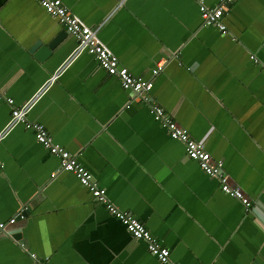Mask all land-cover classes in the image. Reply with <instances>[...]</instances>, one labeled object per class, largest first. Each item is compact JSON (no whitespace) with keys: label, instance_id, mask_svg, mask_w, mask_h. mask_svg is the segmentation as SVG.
I'll use <instances>...</instances> for the list:
<instances>
[{"label":"crops","instance_id":"0c3cea01","mask_svg":"<svg viewBox=\"0 0 264 264\" xmlns=\"http://www.w3.org/2000/svg\"><path fill=\"white\" fill-rule=\"evenodd\" d=\"M62 1L99 27L121 66L153 80L149 103L223 161L250 210L187 156L149 104L88 52L75 56V37L36 0H0L5 97L21 106L45 88L28 119L78 159L114 206L142 221L173 261L264 264V0L226 6V32L201 16L200 1L217 7L219 0ZM11 116L0 100V135ZM59 164L23 124L0 141V220L29 207L0 230V264H160Z\"/></svg>","mask_w":264,"mask_h":264},{"label":"built area","instance_id":"2783aa9c","mask_svg":"<svg viewBox=\"0 0 264 264\" xmlns=\"http://www.w3.org/2000/svg\"><path fill=\"white\" fill-rule=\"evenodd\" d=\"M36 1L50 16L57 19L68 33L75 37L77 40L75 56L82 52H88L96 59L102 69L119 79L124 89L131 91L140 97L142 101L149 104L150 112L156 122L168 130L172 139L181 141L185 145L187 156L191 160L196 161L206 175L217 178L220 182L221 190L225 194L237 198L242 202L247 211L250 210L252 204L250 200L245 197L240 188L230 185L229 177L223 169V161H214L203 142L193 140L189 132L181 127L162 107L149 103V93L154 86L153 80L136 77L127 68L121 66L118 57L100 40L98 36L99 27L94 28L84 24L62 0ZM235 1L219 0V6L217 7H209L203 1H200V11L204 23L206 25H215L222 32H226V25L222 21L224 10L226 6L232 5ZM161 70L162 66L159 65L153 70L154 76ZM56 78L57 75L52 78V81ZM43 91H45V88L41 89L40 92L25 104L17 106L13 99L5 97L0 88V100H5L12 107L11 119L0 135V141L10 129L23 124L28 130L33 131L39 144L47 149L51 155L59 159V171L73 173L81 184L92 193L93 197L98 202L104 204L112 216L121 221L134 239L145 241L148 251L157 258L160 264H182L171 259L170 249L154 236L142 221L114 206L107 198L106 190L99 187L98 183L93 180L91 173L79 163L73 154L53 141L49 132L42 124L28 119L32 107L40 99ZM28 210V206H23L15 217L9 221L0 220V230H5L7 226L16 223L18 219H24Z\"/></svg>","mask_w":264,"mask_h":264},{"label":"water","instance_id":"95a60500","mask_svg":"<svg viewBox=\"0 0 264 264\" xmlns=\"http://www.w3.org/2000/svg\"><path fill=\"white\" fill-rule=\"evenodd\" d=\"M50 47H51V46H50ZM50 47H49V48H50Z\"/></svg>","mask_w":264,"mask_h":264}]
</instances>
